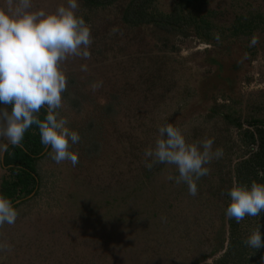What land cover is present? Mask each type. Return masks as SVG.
<instances>
[{"label":"rangeland","instance_id":"rangeland-1","mask_svg":"<svg viewBox=\"0 0 264 264\" xmlns=\"http://www.w3.org/2000/svg\"><path fill=\"white\" fill-rule=\"evenodd\" d=\"M129 1L89 11L91 59L70 57L65 65L67 90L78 103L62 99L59 116L78 132L90 118L96 129L88 140L96 141L98 151L84 154L86 140L80 139L71 146L78 153L75 166L57 164L52 150L38 160L37 193L16 208L14 225L0 228V241L12 245L0 251V264H215L227 246L228 192L236 164L252 149L232 120L245 128L247 120L264 114V0H193L194 17L214 25L213 38L205 41L190 26L182 35L124 23ZM66 3L33 0L34 8L47 11ZM78 4V14L84 13L81 0ZM152 4L168 12L172 0ZM241 15L250 18V31L228 34ZM164 34L168 42L160 49L156 37ZM169 123L185 131L188 142L212 138L214 150L223 148V157L206 165L210 171L197 181L195 196L187 184L167 179L178 175L174 166L145 167V149ZM3 173L0 162V179ZM76 190L86 199L124 196L110 207L101 202L84 209L73 202ZM258 227L264 232V212L236 222L244 240ZM246 253L244 259L253 258L246 264H264L263 250Z\"/></svg>","mask_w":264,"mask_h":264},{"label":"clouds","instance_id":"clouds-1","mask_svg":"<svg viewBox=\"0 0 264 264\" xmlns=\"http://www.w3.org/2000/svg\"><path fill=\"white\" fill-rule=\"evenodd\" d=\"M79 7L78 0H67L52 11L34 8L33 0H0V104L5 105L0 108V140L7 141L0 143V156L9 144L20 146L25 132L37 125L42 144L51 147L53 161H69L73 166L79 162L71 146L80 141V135L57 111L63 107L62 93L67 90L66 62L70 57L91 59V31L78 14ZM80 70L87 72L88 65L82 64ZM100 86L102 82L95 83L92 89ZM44 107L47 115L41 121L37 114ZM213 144L212 138L188 142L185 131L165 124L159 127L154 145L144 151L145 167L174 166L178 175L167 179L187 184L189 195L195 196L197 181L210 171L206 165L224 155L223 148L214 150ZM228 195L225 214L237 223L264 212V183H237ZM18 215L11 199L0 194V228L14 225ZM243 243L254 251L264 246L260 227ZM4 250L11 251L12 245L0 241V251Z\"/></svg>","mask_w":264,"mask_h":264},{"label":"trees","instance_id":"trees-1","mask_svg":"<svg viewBox=\"0 0 264 264\" xmlns=\"http://www.w3.org/2000/svg\"><path fill=\"white\" fill-rule=\"evenodd\" d=\"M113 1L114 0H81L85 12L79 15L83 16L84 20L87 22V14L89 11L98 7L107 6ZM192 3L193 0H172L171 9H169L168 12H161L154 8L152 0H130L124 7L121 17L122 21L128 25H150L165 34L169 31H175L179 34L186 35L184 30L190 26L195 29L198 28V30H195L196 34L203 41L213 38L209 33V29L214 27V25L207 22L205 18L196 19L194 13L190 10V5H192ZM200 24L203 26L199 27ZM201 28L203 30H200ZM250 28V18L248 19L241 15L235 18V21L231 25V28L228 29L227 33H247L250 31ZM165 34L163 36H165ZM163 36L158 35L156 37L160 41V49L166 48L168 42L166 36ZM62 99L70 101L74 106L78 103L77 95L74 93L70 94L69 90L63 92ZM1 106L2 104H0V107ZM6 107H8L10 111L12 106L8 105ZM106 107H108L106 110H111L108 104ZM37 115L39 119L43 121L47 115V108H42ZM232 121L234 125L240 129L244 139V145L252 147L248 156L236 164L234 169L235 184H248L250 186L253 181L264 183V114L261 118H251L250 120H247V127L245 128H241L238 121ZM95 129L96 125H93L91 119L88 118L86 120V127L83 128V131L78 132L80 139L86 140V143L82 142L81 144V151L89 156L96 155L98 151L96 141L88 140L91 132L93 134ZM50 150V146L45 147L42 144L38 126L32 125L25 132L24 139L20 146H12L9 144L8 150L1 156L0 162L4 173L0 179V194L11 199L15 208L19 206L25 197L37 193L42 175L38 169L37 162L46 156ZM127 194L128 196H132L133 190L131 189ZM71 196L73 202L82 205L81 208L88 209L87 206H90L89 209H92L91 206H94L95 208L100 205L103 206L101 202H104L110 207V205H113V202L122 199L124 195L123 193L118 195H110L106 193V198L95 200L91 198V196H88L86 199L84 192L81 193V190H76L71 193ZM135 213H137V211H135L134 214ZM135 219L137 220V218ZM227 222L229 231L227 246L222 254L214 260V263L246 264L245 262L252 261L253 258L250 255L248 258L244 259V257L248 255L246 249L249 247L243 243L244 239L239 236L235 219L228 218ZM261 236L262 240H264V232L262 230ZM259 249L264 251V246Z\"/></svg>","mask_w":264,"mask_h":264}]
</instances>
